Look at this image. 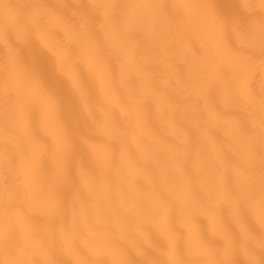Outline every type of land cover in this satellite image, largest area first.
<instances>
[{
	"label": "snow or ice",
	"instance_id": "6c2138e0",
	"mask_svg": "<svg viewBox=\"0 0 264 264\" xmlns=\"http://www.w3.org/2000/svg\"><path fill=\"white\" fill-rule=\"evenodd\" d=\"M0 264H264V0H0Z\"/></svg>",
	"mask_w": 264,
	"mask_h": 264
},
{
	"label": "bare ground",
	"instance_id": "6f19581e",
	"mask_svg": "<svg viewBox=\"0 0 264 264\" xmlns=\"http://www.w3.org/2000/svg\"><path fill=\"white\" fill-rule=\"evenodd\" d=\"M49 2L50 3H58V2H61V0H49ZM85 2H87V0H85ZM230 2H232V0H214V3H216V5L219 8H224ZM237 2H239V0H237ZM38 134L41 136L46 135V133L43 130H38Z\"/></svg>",
	"mask_w": 264,
	"mask_h": 264
}]
</instances>
